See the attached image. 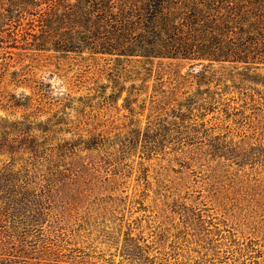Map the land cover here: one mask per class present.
<instances>
[{
    "label": "rangeland",
    "instance_id": "374dc122",
    "mask_svg": "<svg viewBox=\"0 0 264 264\" xmlns=\"http://www.w3.org/2000/svg\"><path fill=\"white\" fill-rule=\"evenodd\" d=\"M108 58L36 51L6 60L0 77V117L27 127L39 154L62 157L63 167L71 158L63 145L76 144L74 153L98 176L112 172L109 181L89 183L99 188L91 198L94 208L105 209L100 216L92 212L91 221L102 227L82 232L75 239L82 246L70 241L66 247L118 259L116 243L107 246L100 238L103 229L114 228L116 240L124 234L155 239L171 263L264 264V65L238 80L225 74L233 71L230 65L213 64L202 81L191 75L207 68L189 60L133 57L110 66ZM174 88L183 105L191 94L207 98V88L222 99L216 109L195 105L186 115L190 121L156 120L162 131H149L143 144L161 102L163 109L172 107L174 97H161ZM166 114L163 119L171 121L172 113ZM117 134L135 139L127 154L110 146L108 138L114 142ZM85 140L98 145L84 152ZM114 158L117 165L108 167ZM84 202L83 196L64 221L76 220ZM69 222L50 231L65 238L78 228Z\"/></svg>",
    "mask_w": 264,
    "mask_h": 264
},
{
    "label": "trees",
    "instance_id": "16d2710c",
    "mask_svg": "<svg viewBox=\"0 0 264 264\" xmlns=\"http://www.w3.org/2000/svg\"><path fill=\"white\" fill-rule=\"evenodd\" d=\"M44 50L81 58L107 56L110 66L133 57L146 62L189 60L207 68L191 75L202 81L209 79L213 64L230 65L233 71L225 74L242 80L264 65V0H0V77L6 60ZM207 89L203 92L207 98L195 100L191 94L185 105L176 99L181 93L175 88L163 95L174 97L173 105L163 109L165 101L161 102L153 123L142 133L143 144H148L149 131L160 130L156 120L174 125L190 121L186 115L195 105L216 109L222 93L218 98ZM167 112L172 113L171 121L163 119ZM0 129V155L6 153L0 159V264H177L163 259L155 239L147 243L124 234L116 240L114 228L104 227L100 238L107 246L116 243L118 259L101 260L78 247L67 248L82 232L87 236L102 227L91 221L92 212L100 216L105 209L94 208L97 204L91 198L99 188L89 183L109 181L112 172L98 176L95 168H88L90 162L80 161V152L74 153L76 144L70 143L63 145L71 158L62 167V157L47 160L38 153L41 147L27 127L0 117ZM9 132L16 134L10 137ZM117 135L114 142L108 138L110 146L127 154L135 139ZM91 141H84V152L98 145ZM116 165L114 158L107 166ZM83 196L80 216L72 223L64 221ZM67 222L78 228L63 233L65 238L50 231ZM249 264L260 261L252 259Z\"/></svg>",
    "mask_w": 264,
    "mask_h": 264
}]
</instances>
